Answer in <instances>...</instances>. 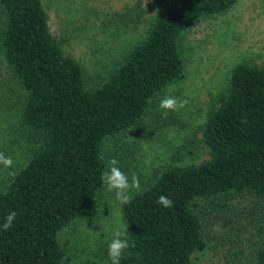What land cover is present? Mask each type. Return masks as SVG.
I'll list each match as a JSON object with an SVG mask.
<instances>
[{
  "label": "trees",
  "instance_id": "trees-1",
  "mask_svg": "<svg viewBox=\"0 0 264 264\" xmlns=\"http://www.w3.org/2000/svg\"><path fill=\"white\" fill-rule=\"evenodd\" d=\"M236 2L155 0L142 41L87 89L81 64L51 32L42 0H0V49L27 93L22 122L36 138L0 190V225L17 212L12 227L0 230V264L64 262L59 233L96 206L104 188L102 145L133 131L152 99L184 77L180 38ZM200 131L205 159L160 168L121 205L130 247L120 264H193L208 247L199 200L225 208L247 191L264 201V68L235 65ZM161 195L172 207L157 204ZM251 264H264V237Z\"/></svg>",
  "mask_w": 264,
  "mask_h": 264
},
{
  "label": "rangeland",
  "instance_id": "rangeland-1",
  "mask_svg": "<svg viewBox=\"0 0 264 264\" xmlns=\"http://www.w3.org/2000/svg\"><path fill=\"white\" fill-rule=\"evenodd\" d=\"M42 2L49 28L64 53L81 64L87 89L102 82L129 48L142 41L155 12V0ZM179 50L184 77L152 99L133 131L108 138L102 145L105 162L116 158L129 182L135 174L142 189L162 167L198 163L207 157L200 128L226 91L229 72L244 61L264 68V0H237L223 13L195 24L180 38ZM166 95L187 104L165 116L158 104ZM26 99L0 49V152L13 160L11 169L0 165V190L36 144L35 134L22 122ZM214 200H199L196 207L208 247L193 258V264H251L264 237V201L247 191L225 208ZM121 205L104 186L98 204L59 233L66 249L62 264H110L108 244L115 231L125 230Z\"/></svg>",
  "mask_w": 264,
  "mask_h": 264
},
{
  "label": "clouds",
  "instance_id": "clouds-1",
  "mask_svg": "<svg viewBox=\"0 0 264 264\" xmlns=\"http://www.w3.org/2000/svg\"><path fill=\"white\" fill-rule=\"evenodd\" d=\"M186 100H178L174 96L166 95L164 98L160 99L158 108L163 111L166 116L168 110L177 111L186 106ZM106 169L101 173V181L109 193L114 192L115 198L122 204H128L133 199L131 195L132 191L140 192L142 191L139 177L135 174L131 177V182H129V177L120 170L118 167L119 161L116 158H111L107 162ZM0 165H3L6 169H11L13 166V160L10 156H5L4 153L0 152ZM11 174V173H10ZM7 194V190H5ZM157 204L163 206L164 208H170L173 205V201L166 196H159L157 198ZM17 217V212L15 210L10 211L4 220V223L0 225V230L8 231ZM127 229L124 231L117 230L114 232V239L108 244V260L110 264H120V259L125 251L130 247L129 242L126 238Z\"/></svg>",
  "mask_w": 264,
  "mask_h": 264
}]
</instances>
